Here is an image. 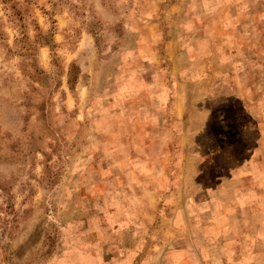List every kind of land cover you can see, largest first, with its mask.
<instances>
[{
  "label": "rangeland",
  "instance_id": "rangeland-1",
  "mask_svg": "<svg viewBox=\"0 0 264 264\" xmlns=\"http://www.w3.org/2000/svg\"><path fill=\"white\" fill-rule=\"evenodd\" d=\"M0 264H264V0H0Z\"/></svg>",
  "mask_w": 264,
  "mask_h": 264
},
{
  "label": "crops",
  "instance_id": "crops-1",
  "mask_svg": "<svg viewBox=\"0 0 264 264\" xmlns=\"http://www.w3.org/2000/svg\"><path fill=\"white\" fill-rule=\"evenodd\" d=\"M183 185H185V184H183L182 183V186ZM182 189H183V187H182ZM182 214V213H181ZM184 215V220L182 221V226H180V229H182V228H184L185 226H186V223H187V221H186V216H185V214H183ZM188 218V217H187ZM191 249V250H190ZM191 251V252H190ZM192 248L190 247V245H189V242H187V243H185V247L184 248H181V249H179V251L178 250H174V253L176 254V255H180V257H181V260H182V263H189V255H190V253H191V255H192ZM174 255V254H173Z\"/></svg>",
  "mask_w": 264,
  "mask_h": 264
}]
</instances>
